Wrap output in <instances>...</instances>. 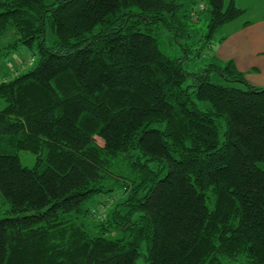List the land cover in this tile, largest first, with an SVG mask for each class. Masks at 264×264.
Wrapping results in <instances>:
<instances>
[{
  "label": "trees",
  "instance_id": "obj_1",
  "mask_svg": "<svg viewBox=\"0 0 264 264\" xmlns=\"http://www.w3.org/2000/svg\"><path fill=\"white\" fill-rule=\"evenodd\" d=\"M242 13L233 0H0V64L30 53L21 71L0 67V264H137L143 243L148 264H264V86L212 38Z\"/></svg>",
  "mask_w": 264,
  "mask_h": 264
},
{
  "label": "crops",
  "instance_id": "obj_2",
  "mask_svg": "<svg viewBox=\"0 0 264 264\" xmlns=\"http://www.w3.org/2000/svg\"><path fill=\"white\" fill-rule=\"evenodd\" d=\"M230 1L224 0V6ZM233 1L243 13L228 22L214 53L220 60H233L251 84L264 86V0Z\"/></svg>",
  "mask_w": 264,
  "mask_h": 264
},
{
  "label": "rangeland",
  "instance_id": "obj_3",
  "mask_svg": "<svg viewBox=\"0 0 264 264\" xmlns=\"http://www.w3.org/2000/svg\"><path fill=\"white\" fill-rule=\"evenodd\" d=\"M201 15H200V19L199 21H197L196 23V26L198 27H201L203 28V31L206 30V27H207V23L209 22V12L206 10V9H202L200 11ZM241 16V15H240ZM228 23H225L223 25H221L214 33H213V36L212 38L215 40L217 39L218 37L220 36H224L225 35V32L227 30V28L230 26V25H227ZM52 38V35H50V33H48L47 35V42L49 43L50 39ZM170 38L171 36L168 34V33H164L162 36H161V42H160V46H161V49L169 54L170 56H180L181 53H182V49L181 47L176 44V43H170ZM198 39V42H200L201 44V47L202 48H205L204 45H205V42H201L202 39H203V35L200 34V35H196L195 39ZM211 38V40H212ZM30 56V53L29 51L25 50L24 48H21L18 52H15L14 55L11 57V59H9V61L7 62V64H3L1 63L0 64V67H3L5 66L6 69H8L10 72L14 73V72H18V71H21L22 69H19V67H17V65H20L21 61L25 58V57H28ZM13 58V59H12ZM200 62H197L195 65H190L188 62L185 63V68L186 69H189L190 66L192 69H196V68H200ZM19 69V70H18ZM26 69V68H25ZM211 80L214 81V82H221V78L218 76L217 73L215 72H212L211 73ZM4 105V102L0 99V107H2ZM200 106L202 108H206L207 106V103L206 102H201L200 103ZM159 127H164V122H161L158 124ZM110 138V135H105L104 137H98L96 136L95 139L97 140L98 143L100 144H104L108 139ZM19 154V159H20V162L23 164V165H26V166H33L35 164V161H36V155L30 151H25V150H21L18 152ZM104 196V195H103ZM103 196H100V197H103ZM119 195H117L118 197ZM116 197H104L103 201L105 203V205H102L101 208H100V215H102L106 209H108V207L111 205V203L113 202V200L115 199ZM109 199H112L111 202H109ZM5 214L0 210V218L4 217ZM96 218V217H95ZM144 253H145V244L143 243L141 245V247L139 248V256L136 258V263L137 264H148L146 261H145V258H144Z\"/></svg>",
  "mask_w": 264,
  "mask_h": 264
}]
</instances>
